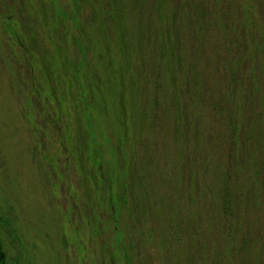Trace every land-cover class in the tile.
Masks as SVG:
<instances>
[{
    "label": "rangeland",
    "instance_id": "374dc122",
    "mask_svg": "<svg viewBox=\"0 0 264 264\" xmlns=\"http://www.w3.org/2000/svg\"><path fill=\"white\" fill-rule=\"evenodd\" d=\"M79 2L0 0L6 264H264V0Z\"/></svg>",
    "mask_w": 264,
    "mask_h": 264
},
{
    "label": "trees",
    "instance_id": "16d2710c",
    "mask_svg": "<svg viewBox=\"0 0 264 264\" xmlns=\"http://www.w3.org/2000/svg\"><path fill=\"white\" fill-rule=\"evenodd\" d=\"M93 1H95V0H86V1L80 0V2H79V8L82 6L83 3L88 4L91 7L90 13H92L96 17V18H94L92 15V17H91L92 19L90 20V26L94 27L93 21L95 20L94 25L98 24L99 29L104 30L107 24L108 25L109 24H116V22H114L115 20H117L118 18L124 17V6H126L125 0H114L117 3V4H115V11H117V17L116 18L110 17V19L107 16L103 17L101 15L102 9L107 10L108 5L107 4L105 5L103 0H98V1H101V4L99 3V6L96 7L97 5H95ZM135 1H140V0H135ZM97 9L100 10V12H98ZM149 40H150V37L148 38V41ZM133 43H134V40H133ZM0 264H6V255H5V252H4V249H3L1 242H0Z\"/></svg>",
    "mask_w": 264,
    "mask_h": 264
}]
</instances>
